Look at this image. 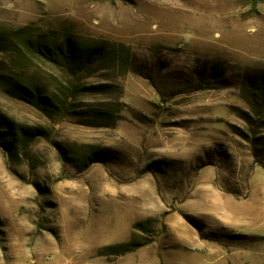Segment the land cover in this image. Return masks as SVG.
<instances>
[{"label": "rangeland", "instance_id": "1", "mask_svg": "<svg viewBox=\"0 0 264 264\" xmlns=\"http://www.w3.org/2000/svg\"><path fill=\"white\" fill-rule=\"evenodd\" d=\"M263 82L264 0H0V264H264Z\"/></svg>", "mask_w": 264, "mask_h": 264}, {"label": "trees", "instance_id": "2", "mask_svg": "<svg viewBox=\"0 0 264 264\" xmlns=\"http://www.w3.org/2000/svg\"><path fill=\"white\" fill-rule=\"evenodd\" d=\"M97 51L98 50H95L91 53L87 62V67H91L98 59L100 54ZM76 54L77 47L74 39L70 36L66 37L63 46L60 49V53L58 54V60L61 63L62 69L66 70V73L72 78L81 74L79 71H82L78 66H75ZM75 91L73 85L62 88L61 93L64 96V99L60 100L61 106L64 105V102L67 101L68 98L74 96ZM245 101L250 110L242 111L239 114L241 119L246 123L249 131V134L244 136V138L251 145V152L255 159V164H259V161L264 159V134H261L260 132V129H262L264 125V82L257 87H250L248 89V97ZM10 143L12 144L13 142ZM91 163H93L92 160ZM138 245L139 244L135 241H131L116 248L107 249H121L123 253H129L136 251Z\"/></svg>", "mask_w": 264, "mask_h": 264}, {"label": "crops", "instance_id": "3", "mask_svg": "<svg viewBox=\"0 0 264 264\" xmlns=\"http://www.w3.org/2000/svg\"><path fill=\"white\" fill-rule=\"evenodd\" d=\"M252 192H253V191H251L250 198L252 197ZM250 198H249V199H250ZM251 211H253V212L257 213V214H259L260 212H263V211H261V210L259 209V207H256V208H254V209L251 210Z\"/></svg>", "mask_w": 264, "mask_h": 264}]
</instances>
